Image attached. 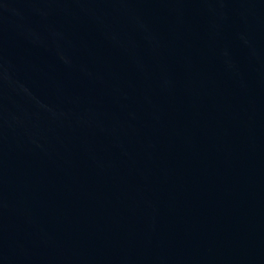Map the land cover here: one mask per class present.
<instances>
[{"label":"water","instance_id":"obj_1","mask_svg":"<svg viewBox=\"0 0 264 264\" xmlns=\"http://www.w3.org/2000/svg\"><path fill=\"white\" fill-rule=\"evenodd\" d=\"M0 264H264V0H0Z\"/></svg>","mask_w":264,"mask_h":264}]
</instances>
